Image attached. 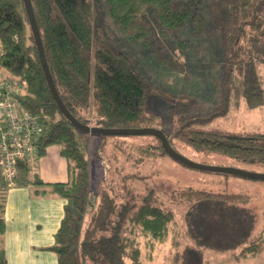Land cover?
Here are the masks:
<instances>
[{
    "label": "trees",
    "instance_id": "trees-1",
    "mask_svg": "<svg viewBox=\"0 0 264 264\" xmlns=\"http://www.w3.org/2000/svg\"><path fill=\"white\" fill-rule=\"evenodd\" d=\"M31 2L53 80L70 112L81 122L100 127H155L160 116L146 108L150 86L132 68L131 59L111 47L99 7L106 4L117 29L150 47L153 42L152 29L146 23L148 13H154L162 26L172 30L181 49L189 39L181 38L180 31L190 27L192 34L202 32L206 16L184 0ZM214 8L224 32V104L232 101L237 105L243 100L250 109L260 107L264 104V87L255 53L264 42V0H215ZM0 44V71L27 81L25 92L18 98L25 108L39 115L42 123L36 154L17 163V185L31 180V159L44 155L51 144L59 146L67 161V181L49 184L52 192L68 199L50 247L59 264H143L155 244L167 241L170 234L174 245L166 264H211L205 254L207 248L231 251L232 258L264 250V212L263 227L254 232L251 217L242 207L251 199L249 194L196 188L177 192L186 199L182 233L190 240L181 243L173 207L158 201L150 186L138 191L135 184L142 177L138 167L144 160L169 156L156 137L153 144L139 147L144 156L132 163L134 170L121 178V187L109 184L111 165L106 153L113 146L121 151L129 135L96 134L94 142L82 145L81 130L64 116L51 94L23 0H0ZM152 52L161 64L180 67L177 59L157 47ZM196 121L181 122L172 136H167L172 146V137L180 138L196 150L264 168V133L210 128ZM116 149L113 153L117 157ZM98 166L106 171L101 180L106 186L101 191L92 189V174L95 171L96 175ZM8 189L0 169V264H6L3 235ZM90 192L96 194L97 202L89 209Z\"/></svg>",
    "mask_w": 264,
    "mask_h": 264
},
{
    "label": "rangeland",
    "instance_id": "rangeland-1",
    "mask_svg": "<svg viewBox=\"0 0 264 264\" xmlns=\"http://www.w3.org/2000/svg\"><path fill=\"white\" fill-rule=\"evenodd\" d=\"M184 1H188L189 5L206 16L202 32L192 34L190 27L180 31L181 38L189 39V44L184 49L176 45L172 30L162 26L154 13H148L146 16V23L152 29L153 44L150 47L117 29L112 23L106 4L99 7L100 19L109 34L111 47L124 52L131 59L135 72L150 86L146 108L160 116L155 127L171 137L181 122L196 119V122L200 121L205 127H219L241 133H264V104L254 109L248 108L243 100L237 105L232 101L227 105L224 104L222 91V83L226 76L224 32L214 8L215 0ZM155 47L169 57L177 59L180 67L161 64L153 55L152 51ZM255 57L264 87V42L256 48ZM78 134L84 147L88 146L89 140L94 142L98 137L94 134L91 139L90 134L83 131H78ZM172 138L174 148L195 162L264 172L263 167L254 163L233 159L219 153L199 151L180 138ZM156 141L155 136L152 135H129L122 142L121 151L114 146L107 151V161L111 165L107 179L109 184L121 187V178L125 176V173L134 170L132 163L137 158L141 159L140 156H144L139 147ZM113 149H116L117 157ZM138 168L141 171L138 175L142 177L137 178L135 183L137 190L145 191L148 185L158 201L162 200L173 207L178 221L176 229L181 231L180 240L183 244L186 241V243L190 242L189 238L182 233L181 216L187 203L186 199L178 196L177 192L187 188L249 194L251 199L242 207L251 217L254 232L263 227L264 179H251L230 173L192 168L171 156H161L156 160L146 159ZM105 174V169L98 166L96 175L95 171L92 174L93 190L101 191L105 188L106 183L101 182ZM92 192L87 198L89 209L97 202L96 194ZM171 244L174 245L170 234L167 241L155 244L152 253H149L151 256L145 257L143 264H166L169 259V250L172 248ZM205 254L211 263H215L221 257L231 256V251L222 253L207 248ZM249 256L245 260H234L225 264H264V252L261 255Z\"/></svg>",
    "mask_w": 264,
    "mask_h": 264
},
{
    "label": "crops",
    "instance_id": "crops-1",
    "mask_svg": "<svg viewBox=\"0 0 264 264\" xmlns=\"http://www.w3.org/2000/svg\"><path fill=\"white\" fill-rule=\"evenodd\" d=\"M31 164V180L9 188L6 195L3 235L6 264H59L57 254L50 247L55 242L68 199L52 192L49 184L67 181V161L59 146L51 144L44 155L31 159ZM247 258L226 256L211 264Z\"/></svg>",
    "mask_w": 264,
    "mask_h": 264
},
{
    "label": "built area",
    "instance_id": "built-area-1",
    "mask_svg": "<svg viewBox=\"0 0 264 264\" xmlns=\"http://www.w3.org/2000/svg\"><path fill=\"white\" fill-rule=\"evenodd\" d=\"M27 86L25 79L0 71V169L8 188L17 185L18 161L36 154L35 142L42 132L39 115L25 108L18 98Z\"/></svg>",
    "mask_w": 264,
    "mask_h": 264
},
{
    "label": "water",
    "instance_id": "water-1",
    "mask_svg": "<svg viewBox=\"0 0 264 264\" xmlns=\"http://www.w3.org/2000/svg\"><path fill=\"white\" fill-rule=\"evenodd\" d=\"M26 8V13L28 16L29 24L31 27V31L33 34L34 42L37 46L39 59L42 64L45 77L47 79V83L49 85L51 94L56 101L59 109L64 114V116L79 130L90 133V134H103V135H152L158 138L161 141V144L165 151L171 156L173 159L177 160L178 162L185 164L192 168L202 169V170H209V171H216V172H224L230 173L235 175H240L244 177H248L251 179H264V172H256V171H249L244 169H239L236 167H229V166H217V165H208L199 162H195L188 157L181 154L177 151L169 141V138L164 133L163 130L147 126V127H100L95 126L92 124L83 123L78 120L66 107L63 100L61 99L59 92L56 88L55 82L53 80V76L51 74L49 64L46 58L43 41L40 33V29L38 26V22L36 19V15L33 9V5L31 0H23Z\"/></svg>",
    "mask_w": 264,
    "mask_h": 264
}]
</instances>
